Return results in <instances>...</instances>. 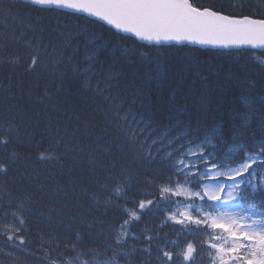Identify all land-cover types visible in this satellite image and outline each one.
Here are the masks:
<instances>
[{
  "label": "trees",
  "instance_id": "16d2710c",
  "mask_svg": "<svg viewBox=\"0 0 264 264\" xmlns=\"http://www.w3.org/2000/svg\"><path fill=\"white\" fill-rule=\"evenodd\" d=\"M195 2L224 14L239 16L254 13L255 17L264 18V0ZM7 5L2 6L1 19L6 20L5 28L10 24L16 28L13 31L2 30L0 138L4 135L12 137L8 153L15 152L19 160L12 165L13 170L7 177L0 176V204L9 199L22 198L26 192L31 193L34 199L28 237L32 243L23 250L20 248L14 255L3 254L0 264H37L38 257L45 264H53V261L61 264L57 257L67 261L77 252L87 250L99 255L90 254L81 257V261L93 259L97 264H103L113 257L115 251V264H155L154 248L151 258L142 251L148 247L142 233L151 234L159 230L164 223V215L155 207L146 209L142 219L130 229L138 239H129L127 247L121 249L113 244L116 230L123 222L120 209H132L136 205L116 200L107 192L101 195L99 184L104 182L100 179L106 174L104 169L115 164V171L126 169L131 174L129 183L135 186L132 191H151L138 181L144 178L145 172L166 170V166L162 168L159 159L155 163L133 162L121 151L115 132L106 125L103 97L84 88L82 76L73 80L71 70L63 63H56L62 51L59 47L69 45V51L78 48L74 59L79 62L80 68H84L85 44L91 39V34L101 36L106 48L98 59L104 69L111 66L119 73L118 82H112L115 87L108 88L104 95L114 93L117 88L127 89L129 93L140 89L144 103L158 113L164 123H167L170 111L180 109L193 113L203 111L208 116L205 123L211 124L215 119L217 124L223 123L226 128L231 126L233 115L243 110V97L254 99L259 109V98L264 97V63L261 62L264 54L256 53L260 57L257 59L250 51L148 47L78 16L70 17L79 26L70 32L69 37L59 40L50 29L53 28V20L61 19L57 18L61 14L39 10L41 14L38 15H58L51 17L47 28L43 26L44 21L39 27L36 26L39 19L34 18L37 14L14 8L18 19L13 20L6 15ZM20 25L39 28L45 31V35L34 41L32 48L25 47L10 39L24 34L23 28H18ZM36 46L41 50V64L35 72H29L26 71L27 63ZM13 58H18L16 63L11 62ZM96 79L94 76L93 80ZM100 79L103 80V77ZM100 87L104 88V84L101 83ZM9 125L12 130L6 132ZM22 128L26 129L24 134L27 137L20 131ZM55 140L62 141L56 149L62 160L39 162L38 142L43 141L40 147L47 148ZM3 156L4 152L0 149V158ZM41 187L43 191L39 190ZM94 193H99L95 199ZM143 198L127 197L130 201ZM163 207L160 206L161 209ZM174 227L177 226L168 224L164 232L170 233ZM77 233L81 237L77 252L66 251L67 240ZM50 236H58L60 240L49 253L46 245ZM0 240L6 243L3 237ZM124 253L129 255L125 257ZM49 255L52 260L47 258ZM203 264H209L207 257L203 258Z\"/></svg>",
  "mask_w": 264,
  "mask_h": 264
},
{
  "label": "snow or ice",
  "instance_id": "6c2138e0",
  "mask_svg": "<svg viewBox=\"0 0 264 264\" xmlns=\"http://www.w3.org/2000/svg\"><path fill=\"white\" fill-rule=\"evenodd\" d=\"M28 3L44 11L94 18V23L110 26L117 33L130 34L154 46L163 42H189L222 48L247 46L264 52V18L224 14L195 0H28ZM16 7L6 6V15L13 20L18 19V13L13 11ZM27 46L32 48V42L27 41ZM105 48L103 38L91 34L85 45L84 68L74 59L79 49L69 51V45L58 54L56 63L65 64L73 80L82 76L83 87L103 97L106 125L115 132L126 156L133 162L155 163L159 159L162 168L166 166V170L145 172L138 181L151 191H132L135 186L130 185L131 174L126 169L117 172L115 164L104 169L106 174L100 177L104 182L97 181L101 192L136 205L132 209H120L123 222L116 230L113 244L123 249L129 239H138L130 229L142 219L146 209L155 207L164 215V223L151 234L142 233L148 245L142 251L151 258L154 248L155 264H203L204 257L209 264H264V97L259 98V109L254 99L243 97V110L233 115L228 128L223 123L217 124L215 119L211 124L205 123L208 116L203 111L180 109L170 111L164 123L144 103L140 89L129 93L127 89L117 88L114 93L104 95L108 88L115 87L112 82L119 80V73L111 66L104 69L98 59ZM253 56L260 59L255 52ZM17 59L11 62L16 63ZM40 64L41 50L36 46L26 71L35 72ZM101 83L104 88L100 87ZM257 112L261 114L258 125L253 127ZM11 130L9 125L5 131ZM11 142L10 135L0 138V149L4 152L0 158L3 177L8 176L12 165L19 160L15 152L8 153ZM43 143L37 144L39 162L62 160L56 151L62 141L55 140L47 148L40 147ZM39 190L43 191V187ZM97 195L94 193L93 198ZM129 196L144 198L130 201ZM33 199L26 192L22 198L0 204V237L11 248L23 250L32 243L28 237ZM168 224L177 227L170 233L164 232ZM58 240V236L49 237L46 245L49 253ZM80 243L77 233L67 240L66 251L77 252ZM90 254L99 255L87 250L77 252L67 261L62 257L57 259L61 264H97L93 259L81 261V257ZM116 254L113 251V257L103 264H115ZM124 255L127 257L129 253ZM47 258L52 260L51 255Z\"/></svg>",
  "mask_w": 264,
  "mask_h": 264
},
{
  "label": "rangeland",
  "instance_id": "374dc122",
  "mask_svg": "<svg viewBox=\"0 0 264 264\" xmlns=\"http://www.w3.org/2000/svg\"><path fill=\"white\" fill-rule=\"evenodd\" d=\"M262 12L264 14V10H262ZM252 15H255V14L253 13ZM35 19H39V20H37L39 23L36 26H39L40 22L42 23V21H44L42 19V17L41 18L35 17ZM51 21H52V19L50 20V22ZM3 22H5V20H3ZM1 24H3L4 26L6 25L4 23H1ZM48 24H49V20L44 21L43 26H45L47 28V25ZM52 25H53V28H51L50 30H51V32L53 34H55V37L57 39H59V40L65 39L66 37H69L70 32L73 31L75 28H77V26H79L77 24V22H74V21L69 20L67 18L59 19V20H53ZM15 28L16 27H14V24H10L9 27L8 28H5V29L8 30V31L9 30H12L13 31ZM20 28H23L24 34L21 37H18V38L12 37L10 39L12 41L17 42V43L24 44L25 47H28L27 46V41H31L33 43L34 40L37 41V39L43 38L44 35H45V31H42L41 29L36 28V27H33V26L32 27H23V25H20ZM53 29H55V30H53ZM2 30H3V28L1 26L0 27V31L2 32ZM18 30H21V29H18ZM25 37L27 38V40L24 39ZM64 46L65 45H61L59 47L60 50H63L64 49ZM31 50H27V52H30ZM43 54H44V52H43ZM25 127L28 128L27 125ZM20 131L24 134V132L26 131V129L25 128H22V129H20ZM23 134H20V136L23 135ZM24 136L27 137L26 134H24ZM1 204H3V203H1ZM18 249L19 248H11V247H9V245L7 243L3 244L1 242V240H0V263L2 261L1 257H2L3 254L14 255L15 252H16V250H18ZM36 261H37V264H45L44 261L41 258H39V257L36 259Z\"/></svg>",
  "mask_w": 264,
  "mask_h": 264
},
{
  "label": "water",
  "instance_id": "95a60500",
  "mask_svg": "<svg viewBox=\"0 0 264 264\" xmlns=\"http://www.w3.org/2000/svg\"><path fill=\"white\" fill-rule=\"evenodd\" d=\"M122 34H125V33H122ZM125 35H130V34H125ZM137 40V39H136ZM139 41V40H138ZM139 42H142V43H145V44H150L149 42L147 41H139ZM171 43H175L177 45H181L183 43H187L189 46H192V47H198V48H201V49H219V50H230V49H240V48H247V49H250L248 48L247 46H244V47H240V48H236V47H233V48H222V47H219V46H213V45H199V44H192V43H189V42H183L181 44H178L176 42H163L162 44H171ZM252 50V49H251ZM256 50H259V49H256Z\"/></svg>",
  "mask_w": 264,
  "mask_h": 264
},
{
  "label": "bare ground",
  "instance_id": "6f19581e",
  "mask_svg": "<svg viewBox=\"0 0 264 264\" xmlns=\"http://www.w3.org/2000/svg\"><path fill=\"white\" fill-rule=\"evenodd\" d=\"M34 41L36 42V40H34ZM241 111H242V110H241ZM260 114H261V113H259V114L257 115V118L259 117ZM257 125H258V120H257L256 123L253 124V127H256ZM99 193H100L101 195H104L106 192H101V190H100Z\"/></svg>",
  "mask_w": 264,
  "mask_h": 264
}]
</instances>
